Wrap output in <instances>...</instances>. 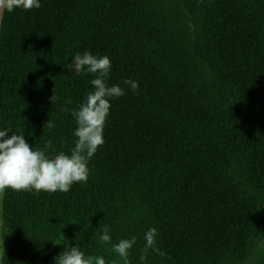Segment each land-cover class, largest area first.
Segmentation results:
<instances>
[{
    "label": "trees",
    "instance_id": "16d2710c",
    "mask_svg": "<svg viewBox=\"0 0 264 264\" xmlns=\"http://www.w3.org/2000/svg\"><path fill=\"white\" fill-rule=\"evenodd\" d=\"M187 1L210 86L160 50L166 25L157 5L169 0H39L38 9L3 11L1 142L23 135L38 150L51 140L47 156L70 155L78 139L72 111L96 78L76 73L77 54L108 56L106 83L125 94L109 98L87 182L67 193H2V264H56L72 247L86 257L96 240L83 228L34 249L16 240L28 221L38 229L56 214L101 219L132 209L156 229L154 247L164 253L149 248L132 264L248 260L264 203V0ZM125 79L138 82L135 93Z\"/></svg>",
    "mask_w": 264,
    "mask_h": 264
},
{
    "label": "clouds",
    "instance_id": "9594fccd",
    "mask_svg": "<svg viewBox=\"0 0 264 264\" xmlns=\"http://www.w3.org/2000/svg\"><path fill=\"white\" fill-rule=\"evenodd\" d=\"M39 0H0V12L6 10L11 13L16 8L31 10L40 8ZM77 74L88 72L96 74L91 81L94 91L86 97V102L81 105L78 111L73 110L77 128L74 135L78 138L70 155L63 152L49 157L46 150L52 147V141L45 143L44 149L33 150L25 141L23 135H12L11 138L3 139L0 142V194L6 188L14 191H41L54 193L57 191L67 193L73 183L87 182L89 169L88 160L96 153L99 146L104 143L103 128L109 114V98L124 95L121 87L108 86L106 78L111 68V61L108 56L98 58L85 51L77 54L72 60ZM124 84L129 86L135 93L138 89V82L125 79ZM56 99L53 95L51 100ZM71 103V101H67ZM49 127L55 125L47 121ZM7 131H0V138L6 136ZM157 231L150 228L144 236L146 241L142 249L141 260L146 258L149 248L157 251L159 255L164 253L155 249V237ZM108 228L104 227L103 234L99 236L101 242L110 241ZM136 243V237L122 239L118 244L113 245L116 252L124 261L129 264V249ZM56 264H106L103 257H85V254L76 247L63 251L57 258Z\"/></svg>",
    "mask_w": 264,
    "mask_h": 264
},
{
    "label": "rangeland",
    "instance_id": "374dc122",
    "mask_svg": "<svg viewBox=\"0 0 264 264\" xmlns=\"http://www.w3.org/2000/svg\"><path fill=\"white\" fill-rule=\"evenodd\" d=\"M167 3L157 5L159 10L162 8V16L166 30L164 32L163 42L160 50L167 55L171 61L178 62L175 67H180L183 61L185 68H194L205 82V86L212 83V71L205 65H200L194 54L195 25L193 16L189 12V4L187 0H169ZM0 12V21L2 17ZM190 69V68H189ZM1 142V138H0ZM1 198L0 194V264H2L3 253V220L1 215ZM113 212L101 219H73L66 218L62 220V213L51 216L48 224L41 228H33V223L28 221L24 224L19 238L16 240L27 247H34L40 242L42 247H53L63 242L71 234L80 231L83 228L93 229L96 240L90 250L86 253V258L103 257L105 262L109 264H124L123 259L113 251V245L118 244L122 239H131L136 237V243L129 249L128 262L140 260L142 249L146 243L145 233L152 228L146 222L141 221L137 210H129V213ZM261 217L256 233L250 247V257L244 264H264V203L261 208ZM62 227V228H61ZM104 227L108 228L110 241L101 242L99 236L103 234ZM148 251V250H147ZM136 256V258H135Z\"/></svg>",
    "mask_w": 264,
    "mask_h": 264
}]
</instances>
